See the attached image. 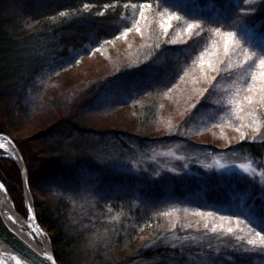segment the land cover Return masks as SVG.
Segmentation results:
<instances>
[{
    "label": "trees",
    "instance_id": "16d2710c",
    "mask_svg": "<svg viewBox=\"0 0 264 264\" xmlns=\"http://www.w3.org/2000/svg\"><path fill=\"white\" fill-rule=\"evenodd\" d=\"M144 5L165 11L154 30L164 34L162 40L148 38L146 52L110 73L96 98L91 90L81 96L103 106L110 104L107 97L119 98L117 104L126 106L134 129L132 125L105 131L74 127L86 143H72L47 159L43 175L58 191L41 207L39 222L50 232L60 264H264V246L249 244L243 240L245 236L217 226L205 227L193 218L180 233L184 240L175 242L169 234L181 228L172 227L171 214L162 210L170 203L188 204L244 220L259 231L264 229V188L253 179L238 174L221 177L214 172L173 178L156 174L153 167L131 173L112 169L107 160L111 154L132 153L134 145L151 149L185 140L173 127L159 124L164 109L159 98L208 52L216 56L215 73L203 101L194 109L196 119L222 114L232 100L244 101L254 75L257 85L264 83L259 79L264 71L260 66L264 58V0H0V133L5 131L2 118H15L30 94L42 88L39 100L42 98L41 82L46 73L68 70L79 56L126 35L140 22L144 29L149 27L152 17L147 16ZM188 22L201 23L203 29L178 35ZM229 32L235 35L227 37ZM225 42H229L227 54ZM31 99L32 104L38 102V98ZM256 106V133L232 138L226 151L262 163L264 106L259 102ZM54 138L55 134H50V140ZM88 139L96 141L90 144ZM191 144L217 150L213 144ZM33 172L32 168L28 171L32 187ZM93 174L99 177L88 178ZM99 178L103 183L95 189L92 182ZM81 185L92 195L74 199L72 191L77 192ZM188 230L195 235L190 238ZM248 230L243 232H251ZM202 232L206 235H200ZM201 250L203 254H199Z\"/></svg>",
    "mask_w": 264,
    "mask_h": 264
},
{
    "label": "rangeland",
    "instance_id": "374dc122",
    "mask_svg": "<svg viewBox=\"0 0 264 264\" xmlns=\"http://www.w3.org/2000/svg\"><path fill=\"white\" fill-rule=\"evenodd\" d=\"M146 9L148 10L146 12L147 16L152 17L149 21V27L144 29L145 24L140 22L126 35L123 34L119 38L100 45L91 50L92 52L89 55L79 56L68 70L55 71L54 74L53 72L46 73L48 76L41 82L44 84V95L41 93L42 98L39 100L41 88L33 96L30 94V98L23 102L24 105H22L15 118L11 119L8 116L2 118L5 129L3 133L9 135L16 143L27 172L32 168L33 173L36 175H34L33 187L29 184V180L28 184L37 219L41 207L58 191V188L53 186V182L50 185V179L48 180L43 175V171L47 170V159L50 158V154H58L67 149L72 143L78 146L83 145L84 142L86 143L85 140L79 137L74 127H91L95 130L105 131L109 127L126 128L132 125V122H129L128 119L129 111L126 106L121 107L117 104L119 98L113 97V100H111V97H107L106 100L110 104L103 106L96 99L95 102L94 99L89 98L82 100L81 96L84 92L91 90L96 98L101 90L102 83L110 73L126 67L128 63L137 60L146 52L149 45H146L148 38L153 37L162 40L164 34L161 36V34H156L155 31L157 26L160 25V18L164 16L165 11L160 6L147 7ZM177 21L180 22L179 19ZM190 23L194 25L191 30L187 27ZM202 26L198 22L185 23L178 35L198 28L203 29ZM137 28L140 31H137ZM150 29L152 32H150ZM210 29L217 33L216 29ZM201 60L204 63H201ZM215 60L216 56L213 52H208L207 56L197 59L196 66L186 69L180 80L178 79L173 85L171 91H165L159 98V102L164 107L159 124L163 128L173 127V130L180 134L178 137L182 136L185 140L177 139L172 143L162 144L151 149L134 145L132 153L126 151L127 153L122 155L114 156L111 154L107 160H110L108 163H111L112 169L139 173L146 170L145 168L150 169L153 167L157 168L156 174L173 178L193 175L196 178L198 175L211 172L221 177L238 174L253 179L261 188H264V160L262 163H257L253 162L247 155L235 156L226 151L232 138L252 136L256 133L255 129H258L259 120L256 104L258 105L259 100L257 99L254 105L249 106L245 100L235 99L232 100L230 107L224 108L220 115L214 116L209 113L198 119H196L197 116L194 117V109L197 103L203 101L204 93L211 86L216 67ZM209 63L212 64V67H209ZM248 95L256 96V91L250 93L246 89L245 96ZM31 97L38 98V102L34 101V104H32ZM127 97L129 96H126L125 99L130 101L131 97ZM148 99L150 98L147 97L146 100ZM151 100H153L152 97ZM131 102L133 103V100ZM132 127L134 129V125ZM50 134H55L57 138L50 140ZM95 141L88 139L90 144ZM191 142L196 145L213 144L217 146V150L200 149ZM134 150L137 153H133ZM28 158L29 162L27 161ZM241 165L244 167H241ZM95 176L99 177L95 174L87 177L95 178ZM0 177L9 190L15 208L24 217L28 218L20 167L9 151L3 147H0ZM87 177L85 181H87ZM83 182L81 180V184ZM102 183L103 181L100 178L94 179L92 187L96 189ZM85 190H87L85 186L82 188L81 185L77 192L72 191V196L77 199L78 195L88 197L92 195L90 189L89 191ZM161 204L163 202L153 204V206L158 207ZM162 210H166L171 214L169 220L172 227L178 225L181 228L179 230L175 228L174 233L169 234L170 239L175 240V242L184 240L180 233L183 232L185 226H189V218H193L198 224H207L211 227L217 226L218 229H223L225 232H229L228 229L231 228L232 233L245 236L246 238L243 237V240H247V242L251 239H258L252 232L246 234L243 232L249 229V225L243 223L244 220L240 219L238 221L232 218L222 220L220 218L222 215H218L217 212L212 210H198L188 204L181 206L176 203L162 206ZM208 213H211V215H208ZM40 225L42 226L41 223ZM42 228L51 243L52 249L55 251L50 232L43 226ZM188 231L190 232L188 235L190 238L195 235L194 231ZM200 235H206V233L202 232ZM193 241L197 240L194 239ZM203 253L202 250L199 252V254Z\"/></svg>",
    "mask_w": 264,
    "mask_h": 264
},
{
    "label": "water",
    "instance_id": "95a60500",
    "mask_svg": "<svg viewBox=\"0 0 264 264\" xmlns=\"http://www.w3.org/2000/svg\"><path fill=\"white\" fill-rule=\"evenodd\" d=\"M0 138L6 139L17 152V157L14 159L17 161L21 171L28 217L39 230L45 233L33 209L28 184V172L20 150L9 135L0 133ZM0 185H2L0 187V240L6 248V250L0 248V264H14L11 257L24 259L31 264H60L50 241L48 246L42 247L25 227L20 226L21 231L16 229L15 224L19 223L12 212L16 208L9 190L1 177ZM28 195L30 196V201L27 199ZM5 252L10 253V255L7 256Z\"/></svg>",
    "mask_w": 264,
    "mask_h": 264
},
{
    "label": "snow or ice",
    "instance_id": "6c2138e0",
    "mask_svg": "<svg viewBox=\"0 0 264 264\" xmlns=\"http://www.w3.org/2000/svg\"><path fill=\"white\" fill-rule=\"evenodd\" d=\"M144 7H149V5H144ZM140 15L143 17L144 16V12H143V8L141 9V12H140ZM188 29L191 30L193 29L194 25L193 24H188ZM137 31H140L139 28L136 29ZM217 32H219V29L216 30ZM227 37H232L234 36L235 34L234 33H226L225 34ZM228 44L225 43L224 45V52L225 54H227L228 52ZM203 55V54H202ZM249 57L247 54H245V57L244 59L247 60ZM201 63H204L203 60H201ZM260 66L261 68H264V58H261L260 60ZM209 67H212V64L209 63ZM258 78L254 75L252 77V80H253V83L249 84L248 85V90L249 92H253V91H256V96H253V95H248V96H245L244 97V100L247 102V104L249 106H252L256 103L257 99L259 100V104L260 106H264V83H260L259 85H257L255 83V81L257 80ZM259 79L261 81H264V71H261L260 72V76H259ZM239 130V129H238ZM244 137L242 136L241 139H243ZM241 167H244L243 165H241ZM0 187H2V185H0ZM262 192H264V189H262ZM208 215H211V213H208ZM222 220L224 219H231L232 217H220ZM238 218V217H237ZM205 227H207V224L205 225ZM249 228H250V231L253 233V235L258 238V239H251L248 241L249 244H252V245H255L257 243H259L261 246H264V229H261L259 231H257L256 228L252 227L251 226V223H249ZM229 232L232 231L231 228L228 229ZM19 264V262H18Z\"/></svg>",
    "mask_w": 264,
    "mask_h": 264
},
{
    "label": "bare ground",
    "instance_id": "6f19581e",
    "mask_svg": "<svg viewBox=\"0 0 264 264\" xmlns=\"http://www.w3.org/2000/svg\"><path fill=\"white\" fill-rule=\"evenodd\" d=\"M0 147H3L4 149H7L10 153V155L13 158L17 157V152L14 150V148L11 146V144L4 138H0ZM27 199L30 201V196H27ZM13 214L14 217L17 219V222L20 224H15L16 229L20 230V226L25 227L28 231H30L32 233V235L34 236V238L36 239V241L38 242V244L42 247L44 246H48L49 245V240L48 237L46 236V234L44 232H42L41 230H39L33 223V221L28 217H24L21 213H19V211L16 209H13ZM16 222V221H15ZM21 231V230H20ZM0 248L6 250L5 246L3 245V243L0 240ZM7 256L10 255V253L5 252ZM11 259L13 260L14 264H31L30 262L18 258V257H11Z\"/></svg>",
    "mask_w": 264,
    "mask_h": 264
}]
</instances>
